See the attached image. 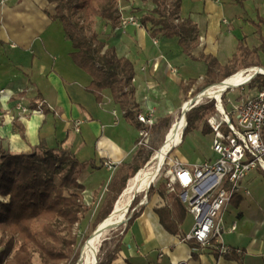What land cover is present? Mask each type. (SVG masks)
Instances as JSON below:
<instances>
[{"label": "crops", "instance_id": "crops-1", "mask_svg": "<svg viewBox=\"0 0 264 264\" xmlns=\"http://www.w3.org/2000/svg\"><path fill=\"white\" fill-rule=\"evenodd\" d=\"M180 1L179 16L190 19L199 29L195 56L209 54L226 65L239 54L242 42L238 71L255 66L264 69V0ZM141 5V0H118L121 24L113 30L109 22L103 25L101 21L99 34L116 47L119 56L133 61L139 113L154 110L157 122L163 115L174 114L205 86L208 66L204 60L188 57L179 37L153 36L151 25L140 20L142 12L133 13V7ZM54 6L48 0H0V138L13 152L31 151L43 140L51 147L62 144L69 148L88 164L80 175L84 199L91 205L89 213L101 216L109 191H113L115 172L133 165L140 128L136 117L126 116L111 89L102 91L101 100L87 89L92 77L73 60L72 42L66 38L62 23L51 17ZM132 16L138 24H123ZM16 104L26 111L17 109ZM203 133L212 136V150L206 157L190 162L175 156L192 167L215 160L213 131ZM107 162L114 164L112 169ZM162 183L166 185L163 179L153 184L140 214L122 230L116 263L240 264L183 240L189 232L184 229L186 219L181 234L165 229L155 210L168 202L159 192ZM177 190L170 191L167 186V193ZM223 221L227 228L224 241L243 249L244 264H264V171L253 170L242 181ZM233 223L237 228L230 231Z\"/></svg>", "mask_w": 264, "mask_h": 264}, {"label": "trees", "instance_id": "trees-1", "mask_svg": "<svg viewBox=\"0 0 264 264\" xmlns=\"http://www.w3.org/2000/svg\"><path fill=\"white\" fill-rule=\"evenodd\" d=\"M48 1L55 4L51 17L62 23L66 38L72 42L73 60L92 77L87 89L94 92L98 100L102 99L104 89H111L115 101L125 110L126 116L136 117L138 128H141L143 124L138 119L140 109L135 100L136 89L133 83L134 63L128 57L119 56L116 47L102 39L96 29L98 19L109 22L113 30L121 24L118 0ZM141 1V6L133 7V13L135 10L142 12L140 20L145 26L151 25L153 36L161 34L179 37L180 45L188 57L206 62L208 68L205 86L196 90L192 97L207 86L224 81L238 71L236 64L243 50L242 42L239 44V54L226 65L220 64L217 58L209 54L195 56L194 51L200 43L199 29L190 19L179 16L181 1ZM247 84L259 90L264 85V74L258 73ZM224 96L225 93L221 97ZM215 111L213 101L188 111L182 139L187 131L199 127L207 112ZM172 122L173 114L158 118L151 128V147H139L122 184L111 185L117 195L123 192L128 179L151 160L152 154L162 145ZM202 130L207 133L212 128L206 122ZM87 165L62 144L51 147L43 140L31 151L13 152L0 138V264H67L76 256L77 236L74 226L81 223L91 209V205L84 199L85 185L80 181V175ZM153 190L152 183L148 190L149 196ZM176 190L177 192L167 193V186L162 183L159 192L161 196L168 198V202L155 210L166 230L172 234H181L180 227L187 217V210L179 196L180 188ZM139 199L136 195L131 206L136 205ZM112 210L113 205L108 204L96 226ZM132 211L126 224L128 227L140 214L139 209ZM192 245L199 246L193 241ZM119 249V243L110 247L109 241L104 239L97 264H118L116 259ZM210 250L216 256L235 259L244 264L241 254L232 252L220 255L214 247ZM36 256L39 257V263L34 261Z\"/></svg>", "mask_w": 264, "mask_h": 264}, {"label": "built area", "instance_id": "built-area-1", "mask_svg": "<svg viewBox=\"0 0 264 264\" xmlns=\"http://www.w3.org/2000/svg\"><path fill=\"white\" fill-rule=\"evenodd\" d=\"M122 22L139 23L134 16ZM16 105L17 109L26 111L21 104ZM217 108L221 116L208 119L217 158L192 167L177 156L167 157L162 165L163 180L170 191L180 188L181 199L194 219L183 240L196 242L201 248L214 247L220 255L242 254V248L224 241L227 228L223 214L235 193L240 192L242 181L253 170L264 171V85L232 112L225 108L222 111L219 105ZM138 119L143 126L139 129L137 144L148 147L151 128L156 123L155 112L138 113ZM106 164L113 168V163ZM236 228L237 224L233 223L229 230Z\"/></svg>", "mask_w": 264, "mask_h": 264}, {"label": "bare ground", "instance_id": "bare-ground-1", "mask_svg": "<svg viewBox=\"0 0 264 264\" xmlns=\"http://www.w3.org/2000/svg\"><path fill=\"white\" fill-rule=\"evenodd\" d=\"M256 72L264 73V69L258 66L251 67L248 70H245V68L241 69L224 81L207 86L199 93L198 97L201 100L204 98L216 99L220 109L223 111L224 106L221 96H223L224 92L230 88H238L239 86L247 84ZM190 101L191 98L182 103L178 117L172 122L166 133V139L163 141L160 148L152 154V162H155V165L151 167L150 164H148L146 167L140 168L137 173L130 178L124 192L114 203L115 207L113 213L100 221L94 228L90 237L85 240L81 250L82 264H96L102 236L108 229L118 227L120 226L119 223L127 221V210H129L131 206L135 193L139 194V192L144 191L145 194L142 203L147 202L146 190L150 188L152 183L156 180L169 153L182 142V135L186 127L184 112L189 108ZM129 194H132V196L127 197ZM104 227L107 229L101 234L100 231Z\"/></svg>", "mask_w": 264, "mask_h": 264}, {"label": "rangeland", "instance_id": "rangeland-1", "mask_svg": "<svg viewBox=\"0 0 264 264\" xmlns=\"http://www.w3.org/2000/svg\"><path fill=\"white\" fill-rule=\"evenodd\" d=\"M104 22H105V20L103 21V25H104ZM99 23H100L99 24L100 28H99L98 33H101V20H99ZM255 91H256V89L249 87L248 84H245L243 86H239L238 88H230V89H228V91L224 92L225 96H224V98H222V104L228 112L229 111L232 112V110L233 111L235 110L236 106L241 104L250 95L254 94ZM212 101L214 102V104L216 106L215 113L207 112L205 114V117L203 118V120L199 123V128H196L193 130L191 129L190 131H187L184 139H182L181 144L178 147H176L175 149H173L169 153L168 157H170V156L173 157L175 155H178L179 157H182L185 160H189L190 162H193L199 157H202V158L206 157V155H208L211 152V150H212L211 149L212 136L211 135L205 136L202 128L204 127L206 122L208 123V119L211 116L215 115L217 118H219L221 116V114L219 113L218 108H217L218 101L216 99H213V98H204V99L200 100L199 104L197 105V106H199L202 104H209ZM180 109H181V106L176 111H174L173 121L178 117V115L180 113ZM208 125H209V123H208ZM164 139H165V137H164ZM150 141H151V139H150ZM150 145H151V142H149L148 147H151ZM152 158H153V155H152ZM152 158L148 163V164H150L151 167L155 165L154 164L155 162H152ZM148 164H146L144 167H146ZM129 171H130V168H126V170L123 169V171L117 170V172H115V176H114L115 178L113 179L112 184L113 183L117 184V185L122 184L121 183L122 179L124 178V176ZM164 171H165V168L160 170V173L157 176V178L153 184H158L159 181H162ZM129 180H130V178L128 179V181L126 183V186L129 182ZM104 191L108 192V189L105 187ZM144 194H145L144 191H141V192H139V194H137L138 197H140V199L136 205L129 207V210L127 213L128 217L133 213L132 210L140 208V206H141L140 204L143 200ZM119 196L120 195H117V193L114 190L109 191V195H108V198L106 200V203L114 205L115 201L118 199ZM131 196H132V194H129L127 197H131ZM102 214H101V217L103 216ZM99 219H100L99 215H96V214L91 215V213H88L87 216L85 217V219L81 223L74 226L75 227L74 231H75V234L77 236V244L75 246L76 256L72 260H70L67 264H82V261H81V259H82V257H81L82 246L85 243V240L88 239L90 237V235L92 234L94 228L96 227V223ZM193 223H194L193 218L190 215L187 216L186 221H185V225H184V229L186 231H190ZM126 226H127L126 224H121L118 227L108 229L104 233V235L102 236L101 243L99 245V251H100V246L102 244V241L104 239H107L109 241L110 247H114L115 244L119 243L117 240L121 236V232ZM1 249H2V246H0V251H1ZM34 261L36 263H39V257L36 256Z\"/></svg>", "mask_w": 264, "mask_h": 264}, {"label": "water", "instance_id": "water-1", "mask_svg": "<svg viewBox=\"0 0 264 264\" xmlns=\"http://www.w3.org/2000/svg\"><path fill=\"white\" fill-rule=\"evenodd\" d=\"M258 73H260V72H256L251 78H250V80L252 79V78H254ZM199 93L197 94V95H195V96H193V97H191V101H190V106H189V108H187L186 110H185V112H184V116H185V122H186V124H187V112L188 111H191V109L192 108H194V107H196L198 104H199V102H200V100L201 99H199ZM165 139H166V135H165ZM164 139V140H165ZM149 163V162H148ZM147 163V164H148ZM124 190H125V188H124ZM124 190H123V192H124ZM148 190H149V188L146 190V196H147V194H148ZM122 192V193H123ZM121 193V194H122ZM120 194V195H121ZM136 194L137 193H135V195H134V197L136 196ZM133 197V198H134ZM114 207H115V204L113 205V210H112V212L111 213H113V211H114ZM128 211V210H127ZM132 215V214H131ZM131 215L128 217V219H127V221H122L121 223H119V225H121V224H127L128 223V220H129V218L131 217ZM106 227H104L103 229H101V231H100V233L102 234V233H104V231H106ZM98 263V259H97V261H96V264Z\"/></svg>", "mask_w": 264, "mask_h": 264}]
</instances>
